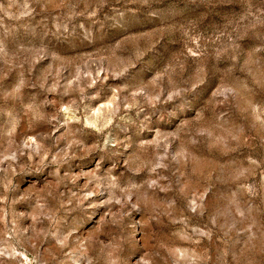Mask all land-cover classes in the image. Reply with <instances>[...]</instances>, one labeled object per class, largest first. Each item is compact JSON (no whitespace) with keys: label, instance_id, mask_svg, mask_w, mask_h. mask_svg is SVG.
Wrapping results in <instances>:
<instances>
[{"label":"rangeland","instance_id":"rangeland-1","mask_svg":"<svg viewBox=\"0 0 264 264\" xmlns=\"http://www.w3.org/2000/svg\"><path fill=\"white\" fill-rule=\"evenodd\" d=\"M0 264H264V0H0Z\"/></svg>","mask_w":264,"mask_h":264}]
</instances>
